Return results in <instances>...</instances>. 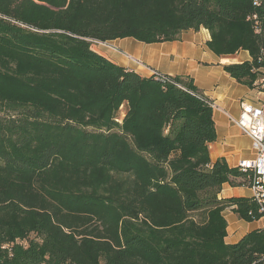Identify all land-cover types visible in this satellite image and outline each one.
Masks as SVG:
<instances>
[{
	"label": "trees",
	"instance_id": "16d2710c",
	"mask_svg": "<svg viewBox=\"0 0 264 264\" xmlns=\"http://www.w3.org/2000/svg\"><path fill=\"white\" fill-rule=\"evenodd\" d=\"M260 1L0 0V264H264L263 229L226 242V209L263 215L219 198L247 175L212 160L213 101L189 76L145 78L94 48L204 28L217 56L250 54L224 69L253 90Z\"/></svg>",
	"mask_w": 264,
	"mask_h": 264
},
{
	"label": "crops",
	"instance_id": "0c3cea01",
	"mask_svg": "<svg viewBox=\"0 0 264 264\" xmlns=\"http://www.w3.org/2000/svg\"><path fill=\"white\" fill-rule=\"evenodd\" d=\"M210 41V32L201 28L199 31L183 32L180 41L147 45L127 38L107 42L105 46L101 43L95 50L113 63L145 78L152 77L154 73L193 78L202 94L214 103L217 140L209 146L212 160L225 158L230 167L237 168L241 161L252 160L255 155L250 138L231 122L229 115L238 118L240 102H253L256 92L238 83L224 67L249 62L252 58L247 51L232 56H217L208 47ZM251 196V190L245 185L233 187L225 184L219 198ZM223 216L228 222V244L238 243L245 235L262 229L264 225L262 220L253 223L240 220L233 208L226 209Z\"/></svg>",
	"mask_w": 264,
	"mask_h": 264
},
{
	"label": "built area",
	"instance_id": "2783aa9c",
	"mask_svg": "<svg viewBox=\"0 0 264 264\" xmlns=\"http://www.w3.org/2000/svg\"><path fill=\"white\" fill-rule=\"evenodd\" d=\"M255 1L256 6L261 5L260 0ZM254 19H257V16ZM259 30L263 31L264 26ZM94 44L101 43L94 42ZM255 92L253 102L244 100L240 102L241 111L238 118L229 115V119L250 138L255 156L252 160L241 161L238 168L247 175L245 180L247 187L252 192V200L259 207V213L263 215L261 220L264 223V80L256 84ZM262 229L264 230V225Z\"/></svg>",
	"mask_w": 264,
	"mask_h": 264
},
{
	"label": "rangeland",
	"instance_id": "374dc122",
	"mask_svg": "<svg viewBox=\"0 0 264 264\" xmlns=\"http://www.w3.org/2000/svg\"><path fill=\"white\" fill-rule=\"evenodd\" d=\"M102 44L105 46V43H102ZM99 47H100V45H96V44L94 45V48L97 49V50L99 49ZM121 116H122V114H121ZM32 238H34V237H32Z\"/></svg>",
	"mask_w": 264,
	"mask_h": 264
}]
</instances>
